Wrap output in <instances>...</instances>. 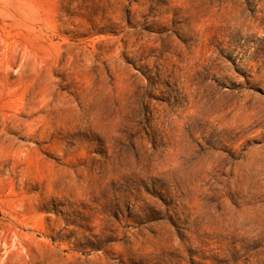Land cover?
<instances>
[{
    "label": "rangeland",
    "instance_id": "rangeland-1",
    "mask_svg": "<svg viewBox=\"0 0 264 264\" xmlns=\"http://www.w3.org/2000/svg\"><path fill=\"white\" fill-rule=\"evenodd\" d=\"M0 264H264V0H0Z\"/></svg>",
    "mask_w": 264,
    "mask_h": 264
}]
</instances>
